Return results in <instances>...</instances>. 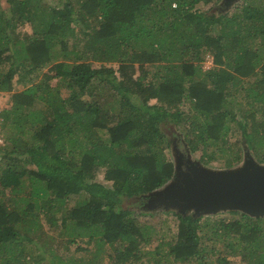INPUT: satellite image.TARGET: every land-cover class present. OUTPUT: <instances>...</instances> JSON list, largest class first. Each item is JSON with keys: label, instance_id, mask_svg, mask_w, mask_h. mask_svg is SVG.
<instances>
[{"label": "trees", "instance_id": "obj_1", "mask_svg": "<svg viewBox=\"0 0 264 264\" xmlns=\"http://www.w3.org/2000/svg\"><path fill=\"white\" fill-rule=\"evenodd\" d=\"M7 1L0 264H102L107 247L105 264H230L227 248L264 264V215L186 212L171 239L139 223L163 206L144 201L173 177L174 141L205 164L264 163V0ZM44 222L92 248L66 259Z\"/></svg>", "mask_w": 264, "mask_h": 264}, {"label": "water", "instance_id": "obj_2", "mask_svg": "<svg viewBox=\"0 0 264 264\" xmlns=\"http://www.w3.org/2000/svg\"><path fill=\"white\" fill-rule=\"evenodd\" d=\"M234 1L223 0L222 5L228 7ZM200 161H191L180 153L173 177L147 196L158 200V205H148L154 208L164 203L183 211L194 207L197 214L240 209L255 216L264 215V163L248 155L241 165L211 169Z\"/></svg>", "mask_w": 264, "mask_h": 264}, {"label": "rangeland", "instance_id": "obj_3", "mask_svg": "<svg viewBox=\"0 0 264 264\" xmlns=\"http://www.w3.org/2000/svg\"><path fill=\"white\" fill-rule=\"evenodd\" d=\"M46 1L48 3H53V4H56L58 2V0H46ZM222 2H223V0H221L219 3L225 4L224 2L223 3ZM243 2H244V0H235L234 2L230 3V5L227 7V10H232V9L238 7L237 5L243 4ZM200 6L201 7H208V5L202 6V4H200ZM9 9H10L9 2L7 0H0V12L8 13ZM19 31L21 34H24L27 31H31V28L29 25H21L19 27ZM211 58H212V56L210 54H207L205 56V59L203 61V67L204 68H208L209 66L212 65V63H210ZM98 99L100 100L103 98H94V100H98ZM94 100L91 101V103L93 105L96 104L94 102ZM0 104H1L2 108L11 105V100H10L9 94H7V93L6 94H4V93L0 94ZM180 153H183L185 155V157L190 158L191 161L195 162V161L200 160L201 152L197 151V152L188 153L185 145L183 146L182 142L174 141L172 147L167 149L168 156H170L174 160V162H176V159L179 157ZM248 155H250V154L245 152L241 162H239L238 165H241L243 163V161H245V159ZM201 164L204 166H207L211 169H223V168L227 167V166H225L224 161H222V160H215L210 164H205L204 162H201ZM0 166H1V164H0ZM104 174H105V168H103V167L99 168L97 175H96V179L98 181L104 182L105 184L111 185L112 181L105 179ZM8 192H9V189L7 190V193ZM76 198H77V196H73V197L69 198V203L70 204L76 203V201H77ZM144 204H146V205H148V204L149 205H158V200H156V199L151 200L149 197L146 196ZM228 210L229 209H221L218 212H220L224 216H228ZM177 211H179V212H177ZM186 212H193V216L209 215L211 213V212L208 213V212L201 211L197 214L194 207L187 208L185 211H183L182 208H180V207L166 206L163 203L162 208L155 210L154 214H148V215L140 216L139 223L140 224L141 223L150 224L152 226V228L149 230L153 236H158L160 238L161 236L165 235V237L167 239H171L172 236H174V234L178 228V221L180 219L181 214H184V213L186 214ZM212 213H214V212H212ZM72 227L75 228L74 226H72ZM42 231H45L46 237L48 238L47 239L48 243L52 244V246L54 248H58V250L60 252H64L63 255H65L66 259L69 258V256L72 254L75 257H77V256L82 257L84 255L86 256V254L88 253L87 249H91L93 246V242H90L89 240H87V238L82 237V238L72 239L74 230L70 229V227L66 228L62 232L63 233L62 236H59V235H57L59 228L54 227V226L44 222L43 227H42ZM53 234H55V235H53ZM52 235L55 238H52L51 237ZM44 236L41 235V237H37V239H39L41 241V239ZM157 242H158V239L154 238L153 241L148 245V248H153L157 244ZM35 248H36V246H35ZM40 249H42V247H40ZM109 250H110V248L107 247V249H105L102 252L101 256L105 257V258L103 257L104 260L102 261L103 262L102 264H105L107 262V260H108L107 254H108ZM228 250H229L228 248L224 249V253L228 255V258L230 260V264H247L246 259L244 258V256L241 253L230 252ZM212 255L214 258L213 262L216 263L218 261V260L216 261L217 253H215V254L212 253ZM48 258H50V256ZM99 261H100V259H99ZM43 263H46V262L44 261ZM167 264H171V263L168 262ZM218 264H223V263L220 262Z\"/></svg>", "mask_w": 264, "mask_h": 264}, {"label": "built area", "instance_id": "obj_4", "mask_svg": "<svg viewBox=\"0 0 264 264\" xmlns=\"http://www.w3.org/2000/svg\"><path fill=\"white\" fill-rule=\"evenodd\" d=\"M210 63H213V59L211 58L210 60ZM2 111H3V108L0 104V146L2 144H4V131H3V122H4V118H3V115H2Z\"/></svg>", "mask_w": 264, "mask_h": 264}]
</instances>
